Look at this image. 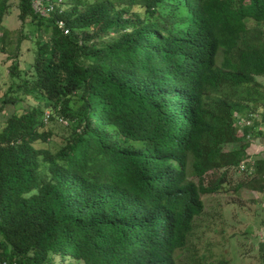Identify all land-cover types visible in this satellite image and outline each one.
I'll return each instance as SVG.
<instances>
[{
    "label": "trees",
    "instance_id": "obj_1",
    "mask_svg": "<svg viewBox=\"0 0 264 264\" xmlns=\"http://www.w3.org/2000/svg\"><path fill=\"white\" fill-rule=\"evenodd\" d=\"M68 3L42 18L18 0L21 24L48 38L1 101L24 107L0 125V264H177L229 170L244 164L237 189L264 194L247 139L264 113L235 123L264 104V0ZM9 8L0 0V52ZM48 108L69 121L55 152L34 145L51 138ZM210 172L222 173L205 184Z\"/></svg>",
    "mask_w": 264,
    "mask_h": 264
},
{
    "label": "rangeland",
    "instance_id": "obj_2",
    "mask_svg": "<svg viewBox=\"0 0 264 264\" xmlns=\"http://www.w3.org/2000/svg\"><path fill=\"white\" fill-rule=\"evenodd\" d=\"M69 9L68 3L63 7V12H68ZM18 15V0H10L9 13L3 21L9 35L0 52V125L12 111L24 107L22 100L9 105L1 101L12 93L10 88L14 84L23 82L26 76L32 74L35 42L37 39L47 41L48 38L46 29L40 31L29 21L22 25ZM261 28L264 35V25ZM112 39L108 37L105 42H111ZM256 81L262 85L260 91L264 94V76L256 77ZM71 108H75L74 104H71ZM251 109L253 122L257 120L260 123L264 104L258 103ZM45 112L52 116L51 121L44 123L51 138L34 145L36 148L55 152L69 133V121L52 109H45ZM263 135L264 124H259L249 142L248 154L251 161L264 159ZM259 137L262 139L261 144L256 143L260 140ZM238 146L224 145L223 151H230ZM221 173H208L205 184L217 181ZM246 174H239L235 169L229 170L222 180L220 190L202 197L203 212L194 221L187 246L177 252V264H264V194L247 187L237 189L238 185L248 179Z\"/></svg>",
    "mask_w": 264,
    "mask_h": 264
},
{
    "label": "built area",
    "instance_id": "obj_3",
    "mask_svg": "<svg viewBox=\"0 0 264 264\" xmlns=\"http://www.w3.org/2000/svg\"><path fill=\"white\" fill-rule=\"evenodd\" d=\"M68 0H29L31 4L32 11L35 15L40 16L42 18L48 17L49 15H53L56 11L59 10V13L63 12V7L66 5ZM56 25L58 29L64 34L67 35L69 30L66 26L65 21L57 20ZM245 118V119H244ZM244 118H239L236 116V125L238 126L239 131L242 132V129L245 125L250 126L253 124V115H247ZM49 120L48 112L44 113L43 123H46ZM250 142L251 136L247 137ZM237 172L239 174H245L247 172V168L244 164H240ZM249 174V173H248ZM2 264H6L3 262Z\"/></svg>",
    "mask_w": 264,
    "mask_h": 264
},
{
    "label": "crops",
    "instance_id": "obj_4",
    "mask_svg": "<svg viewBox=\"0 0 264 264\" xmlns=\"http://www.w3.org/2000/svg\"><path fill=\"white\" fill-rule=\"evenodd\" d=\"M259 130H262V129H259ZM256 143H257V142H256ZM258 143H260V141H259ZM258 143H257V144H258Z\"/></svg>",
    "mask_w": 264,
    "mask_h": 264
},
{
    "label": "water",
    "instance_id": "obj_5",
    "mask_svg": "<svg viewBox=\"0 0 264 264\" xmlns=\"http://www.w3.org/2000/svg\"><path fill=\"white\" fill-rule=\"evenodd\" d=\"M259 141H257V143H258Z\"/></svg>",
    "mask_w": 264,
    "mask_h": 264
}]
</instances>
